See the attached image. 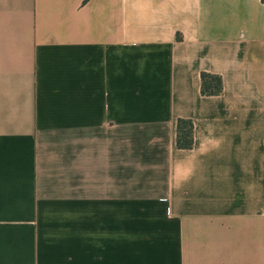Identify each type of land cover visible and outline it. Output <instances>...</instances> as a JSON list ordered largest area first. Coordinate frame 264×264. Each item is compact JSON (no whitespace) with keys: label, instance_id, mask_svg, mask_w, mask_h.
Listing matches in <instances>:
<instances>
[{"label":"crops","instance_id":"crops-1","mask_svg":"<svg viewBox=\"0 0 264 264\" xmlns=\"http://www.w3.org/2000/svg\"><path fill=\"white\" fill-rule=\"evenodd\" d=\"M0 264H264V2L0 0Z\"/></svg>","mask_w":264,"mask_h":264},{"label":"trees","instance_id":"trees-1","mask_svg":"<svg viewBox=\"0 0 264 264\" xmlns=\"http://www.w3.org/2000/svg\"><path fill=\"white\" fill-rule=\"evenodd\" d=\"M264 2V0H262ZM220 76L208 73L201 74V93L203 95H218L222 92ZM193 145V124L190 120L177 121V147L189 149Z\"/></svg>","mask_w":264,"mask_h":264}]
</instances>
